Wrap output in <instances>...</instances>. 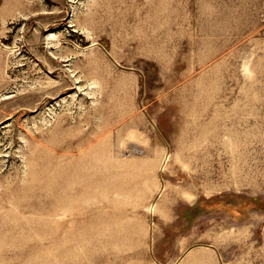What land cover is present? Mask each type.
Instances as JSON below:
<instances>
[{
    "label": "rangeland",
    "instance_id": "374dc122",
    "mask_svg": "<svg viewBox=\"0 0 264 264\" xmlns=\"http://www.w3.org/2000/svg\"><path fill=\"white\" fill-rule=\"evenodd\" d=\"M0 264H264V0H0Z\"/></svg>",
    "mask_w": 264,
    "mask_h": 264
}]
</instances>
